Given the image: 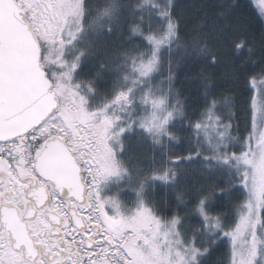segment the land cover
<instances>
[{"label": "snow or ice", "instance_id": "6c2138e0", "mask_svg": "<svg viewBox=\"0 0 264 264\" xmlns=\"http://www.w3.org/2000/svg\"><path fill=\"white\" fill-rule=\"evenodd\" d=\"M170 8L171 0H109L93 14L85 0H0V264H203L221 237L232 241L230 264H264V67L259 82L251 79L259 98L246 141L233 135L232 97L209 100L206 84L200 118L189 120L197 137L189 155L164 160L152 175L124 158L130 134L150 138L171 157L179 137L170 129L177 118L188 119L184 104L171 101V89L152 83L162 73L163 52L179 41ZM145 10L167 23L147 30L144 50L124 56L109 94L94 103L93 81L77 82L90 55L81 46L126 23L143 34ZM168 71L170 83L171 62ZM203 151L211 154L201 159ZM194 162L205 171L226 169L221 196L231 201L241 193L234 227L223 213L212 214L215 185L194 193L199 227L185 223L189 212L161 215L168 209L150 199L155 181L175 183L177 172ZM112 178L136 182L134 206L101 195ZM184 195L178 194L181 203Z\"/></svg>", "mask_w": 264, "mask_h": 264}, {"label": "trees", "instance_id": "16d2710c", "mask_svg": "<svg viewBox=\"0 0 264 264\" xmlns=\"http://www.w3.org/2000/svg\"><path fill=\"white\" fill-rule=\"evenodd\" d=\"M142 1L124 0L123 3ZM170 11L178 25L179 41L172 45L170 54L166 50L163 52L162 73L154 74L152 83L170 88L172 95L185 106L188 119H180L170 129L179 137L174 142L176 146L172 148V156L168 157L175 159L176 156L189 155L190 147H197L194 141L196 133L189 127V120L194 125L200 118L199 113L204 109L206 84L211 92L209 100L213 95L232 97L233 117L242 126L246 118V107L250 103V81L253 75L255 79H260L259 70L264 67V19L250 0H172ZM161 25L164 24L160 23L159 17L155 14L150 16L146 10L143 13V24L140 25L143 34L131 33L126 23L111 35L89 37L88 41L92 43L90 55L81 64L77 76L85 82L93 81L98 94L97 102L109 94L115 79L113 69L116 65L120 64L128 52L134 49L143 51L147 45V30H158ZM240 41H244V44L238 49L236 44ZM204 48L207 49L206 53L201 52ZM213 56L215 63L211 62ZM170 62L172 72L171 82L168 83ZM161 81L164 83L161 84ZM125 142L127 154L135 159L144 160V155L154 156L157 153L153 147L134 135L127 136ZM200 167L199 162L184 165L183 170L177 172L178 179L173 187L176 191L170 193L169 188L158 189L151 200L168 209L161 215L167 217L178 212L184 216L186 210L177 199L178 194L185 193L183 200L186 205L195 206L194 193L198 189L207 191L215 185L217 194L214 196L212 214L223 213L231 223L233 204L241 201V193L233 192L231 201L221 196L219 189L224 185L220 176H213ZM224 252L223 246L212 248L204 264H222Z\"/></svg>", "mask_w": 264, "mask_h": 264}, {"label": "rangeland", "instance_id": "374dc122", "mask_svg": "<svg viewBox=\"0 0 264 264\" xmlns=\"http://www.w3.org/2000/svg\"><path fill=\"white\" fill-rule=\"evenodd\" d=\"M250 1L255 5V7L259 11L260 15L264 19V8H262V6L260 5V0H250ZM85 2L92 9L93 14H95L96 9L98 7L102 8L107 2H109V0H101V1L97 0V2H95V3L91 2V0H85ZM116 2L117 3H123L124 0H116ZM142 3H145V0H143ZM160 3H168V0H160ZM146 7H147V5H146ZM159 20H160L161 24L165 25L167 23L166 21L162 20L161 18H159ZM91 45H92V43L89 40L84 45H82L81 48H82V50L84 47H89V49H91ZM200 55H202V54H200ZM85 62L86 61L84 59L81 64H83ZM122 63H123V59L121 60L120 64H122ZM78 71H79V69H78ZM120 75H124V73L121 72ZM260 79H256L257 82H259ZM79 81H81V79H79L77 76V82H79ZM250 88L252 90L251 95H250V103H248V105L246 107V116H245L246 118H244V122L242 123V126L237 123L235 117H233V121H232V123L238 129V131L233 132V135L243 137V139L245 141L248 137V133L252 130L253 98L254 97L259 98V89L257 87H254L252 85L251 81H250ZM164 89H166V88H164ZM167 89H169V88H167ZM138 95H139V93H138ZM100 99H103V98H100ZM176 100H177L176 97L174 95H172L171 101L175 102ZM98 102H100V101H98ZM98 102L96 101V98H95L94 103H98ZM143 114H144L143 109H141L139 115H143ZM216 114L217 115H223V113L221 111H216ZM179 120H180V118H177V121H179ZM209 134L211 135V131L209 132ZM131 135H134L135 137L141 138L142 141L146 142L147 145H150L151 147H153L157 153L154 154V156L148 155L146 157L144 155V157H143L144 160H140V158L135 159L133 157H130V155L127 154L128 151H125L124 158L128 159L130 161V165L133 166L134 170L136 167H139L140 169L146 170L148 175H152L153 173L150 171V169L155 168V167H160L164 160L169 159L168 156L164 155L161 152L160 147L158 145H153L150 138H147L146 136H142V135H137V134H130L129 136H131ZM201 140H202V143L204 145V148L207 149L208 144H207V141L203 138V135L201 136ZM194 141H195V143H197V138L194 139ZM238 150H239V145H237L235 148L230 149V151H238ZM210 154L211 153L209 151H203L201 154V159H203L205 156H208ZM163 166L168 167L169 165L164 164ZM200 168L203 169V168H205V166L201 165ZM208 173H210L213 176H215V175L220 176L221 180L223 181L224 187L226 186V182L228 180V176L226 175V169H221L219 171L211 170V171H208ZM233 183L235 184V182H233ZM236 186L239 187L238 184ZM136 187H138V185L136 184L135 181L131 182V185H130L129 181L126 179L112 178V179H109L108 181L102 183L100 191H101L102 196H105L106 198H115L117 201H119L125 207H132V206H134V203L136 200V191H135ZM173 187H174V183H171V182L166 183V182L157 180L154 182V184L151 188V191L149 192V197H150V199H152V196L158 191V189H165L166 188L165 190H167L168 188L169 189L172 188L171 190L168 189V192H170V193L172 190L176 191V189H174ZM175 191H173V192H175ZM214 199L215 198L213 197V200ZM242 199H243V197H242ZM242 199H241V201H242ZM213 200H212V204H213ZM181 206H184L186 212L190 213L188 216V219L185 221V223L187 225L199 227L201 217L199 216L198 213L191 211L192 209L195 208L196 205L195 206H190V205L187 206L186 203L183 202V204ZM236 214H237L236 209L234 207L232 209V215H233L232 222L229 223L227 219L224 222L229 224L230 226L234 227ZM239 242L240 241H238V243ZM220 246H223L225 248V252L223 253L224 259H222L223 260L222 264H230L231 253H232V241L230 239L221 237L220 239L216 240L211 245L209 251L212 248L220 247ZM209 257H210L209 252L205 256L202 257L203 264H204V261H206Z\"/></svg>", "mask_w": 264, "mask_h": 264}, {"label": "flooded vegetation", "instance_id": "af4514ba", "mask_svg": "<svg viewBox=\"0 0 264 264\" xmlns=\"http://www.w3.org/2000/svg\"><path fill=\"white\" fill-rule=\"evenodd\" d=\"M85 217L87 216V213H84Z\"/></svg>", "mask_w": 264, "mask_h": 264}]
</instances>
